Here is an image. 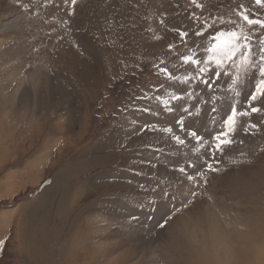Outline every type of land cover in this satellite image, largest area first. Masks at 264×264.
Here are the masks:
<instances>
[{"label": "rangeland", "instance_id": "obj_1", "mask_svg": "<svg viewBox=\"0 0 264 264\" xmlns=\"http://www.w3.org/2000/svg\"><path fill=\"white\" fill-rule=\"evenodd\" d=\"M197 3L238 27L239 5L257 10L254 0ZM192 12V0H0V264H264V115L206 189L179 185L205 194L161 230L164 208L149 206L160 196L148 189H176L169 170L186 150L160 133L132 136L133 120L166 126L158 101L159 118L121 111L129 93L163 80L153 65L171 71L191 39L207 46L208 33L190 32L187 48L168 49ZM160 88L150 95L176 90ZM236 90L243 103L250 85ZM216 95L227 109L232 94ZM148 142L165 150L159 167H133L155 157Z\"/></svg>", "mask_w": 264, "mask_h": 264}, {"label": "snow or ice", "instance_id": "obj_2", "mask_svg": "<svg viewBox=\"0 0 264 264\" xmlns=\"http://www.w3.org/2000/svg\"><path fill=\"white\" fill-rule=\"evenodd\" d=\"M192 3L201 9L200 14L190 13L191 28L189 31L177 30L179 45L169 44L168 49L172 52L174 47L187 48L190 32L194 38L204 37L208 33L207 46L201 48L196 39H191L193 47L188 48L187 54L177 53L173 57L177 63L171 66V71L169 66L153 65L149 70L162 76L163 80L153 88L137 89L138 95L129 93L128 104L131 107L125 105L121 109L125 115L133 113L159 118L161 111H154L152 105L153 100L158 101L164 115L171 118L162 122L166 126L133 120L134 127L130 129L132 136L160 133L159 140L166 138L177 151L186 150L183 158L173 161L169 170L176 174V189L169 190L170 185L160 186L159 181L154 188L148 189L154 196H160V200L153 199L149 206L164 208L156 225L161 230L169 226L175 215L194 204L198 196L205 194L191 189L180 192L179 185L187 182L195 188L206 189L213 176L221 173L222 161L236 146L243 145L244 141L238 138L239 135L255 136L259 132V126L251 123L250 118L254 114L264 115V107H261L264 105V15H261L264 0H254L256 11L243 4L238 6L235 16L240 21L239 27L237 20L216 16L197 0H192ZM72 4L75 5L76 0H72ZM161 63L167 65L165 61ZM222 80L226 88L225 84H221ZM245 82L250 85V90L242 103L236 86ZM165 83L170 87L175 86L176 90L163 99L150 95L162 90L160 84ZM222 91L232 94L233 99L227 109L223 107L221 97L216 95ZM141 148L156 155L154 158L133 161V167L139 164L141 168H158L164 148L151 142L142 144ZM226 162L233 166L245 163L234 159ZM134 174L144 173L136 171ZM139 187L144 189L147 186L142 184ZM185 198L188 199L187 203H184ZM131 219L138 218L133 216Z\"/></svg>", "mask_w": 264, "mask_h": 264}]
</instances>
